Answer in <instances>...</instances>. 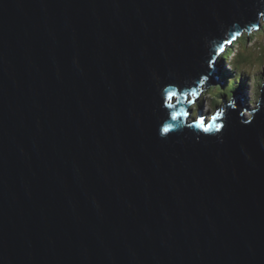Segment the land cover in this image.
Returning a JSON list of instances; mask_svg holds the SVG:
<instances>
[{
    "label": "water",
    "instance_id": "1",
    "mask_svg": "<svg viewBox=\"0 0 264 264\" xmlns=\"http://www.w3.org/2000/svg\"><path fill=\"white\" fill-rule=\"evenodd\" d=\"M261 17L264 0H0V264H264V90L251 119L232 101L171 119Z\"/></svg>",
    "mask_w": 264,
    "mask_h": 264
},
{
    "label": "rangeland",
    "instance_id": "2",
    "mask_svg": "<svg viewBox=\"0 0 264 264\" xmlns=\"http://www.w3.org/2000/svg\"><path fill=\"white\" fill-rule=\"evenodd\" d=\"M239 44L233 47L235 50V55H232L231 60L235 61L239 58V65L244 71V80L240 81L238 84V89H235L233 96L237 93H241L243 97L244 105L246 106V112L244 117L246 119H251L253 117L252 110H256L260 96L262 94V86H264V19L260 18V26L258 27V32L250 34V32H245ZM226 57V56H225ZM221 58L220 71L218 72V77L223 85V75L232 74L234 77L235 71L234 67L230 66L231 60L228 62L226 58ZM233 65V63H231ZM221 71H225L222 72ZM241 71V69L239 70ZM247 71V72H246ZM245 81V83H243ZM220 85L212 86L209 89H206V93L203 95L202 99L199 100V103L202 104L201 107L204 109L203 114H209L214 110L220 109L225 105L228 97L223 96L222 94L226 93L225 89ZM243 84V85H242ZM225 86V84H224ZM222 95V96H221ZM191 98V97H190ZM198 109L194 114V118L190 117V121L198 118Z\"/></svg>",
    "mask_w": 264,
    "mask_h": 264
},
{
    "label": "trees",
    "instance_id": "3",
    "mask_svg": "<svg viewBox=\"0 0 264 264\" xmlns=\"http://www.w3.org/2000/svg\"><path fill=\"white\" fill-rule=\"evenodd\" d=\"M239 43L240 42H238V44ZM232 55H235V50L233 48H230L228 54L226 55V60L231 59ZM231 63H233V67H234L233 70L235 71L234 77H232L233 76L232 74L226 75L224 73V75H223V72H225V71H221L223 78H224L222 87L226 90L225 91L226 93H224L222 95L228 97V99L233 98V93L235 92V89H238L239 82L244 80L243 78H244V71H245V70H242V68L239 65V58H237L235 61L231 60ZM240 69H241V71H239ZM243 83H245V81ZM224 84H225V86H224Z\"/></svg>",
    "mask_w": 264,
    "mask_h": 264
},
{
    "label": "snow or ice",
    "instance_id": "4",
    "mask_svg": "<svg viewBox=\"0 0 264 264\" xmlns=\"http://www.w3.org/2000/svg\"><path fill=\"white\" fill-rule=\"evenodd\" d=\"M257 27H258V25H257ZM235 35H239V33H236ZM233 38H235V37H233ZM221 50H222V48H221ZM181 95H183V94H181ZM190 95H192V96H196V95H197L196 90L193 89V90L191 91ZM176 96H177V93H176V92H170V93H168V95H167V97H166V100H167V101H171V100H173V98L176 97ZM177 102H179V101H177ZM192 102H193V101H189V103H192ZM169 106H170V107H175L174 104L169 105ZM187 115H188V112H187V111H185L184 109H180L179 111H174V112H172V114H171V119H172V120H177V119H179L181 116H185V117H186ZM216 116H217V117L220 116V112H217V113H216ZM194 123H195V126H202V125H203V119L201 118L200 120H198V121H196V122H194ZM191 126H193V125H189V127H191ZM172 127H173L172 125H165V126L162 128V131H163L164 133H168ZM216 128H217V130H219L220 125H216ZM203 130H204L205 132H207V131H209V128H208V127H204Z\"/></svg>",
    "mask_w": 264,
    "mask_h": 264
},
{
    "label": "bare ground",
    "instance_id": "5",
    "mask_svg": "<svg viewBox=\"0 0 264 264\" xmlns=\"http://www.w3.org/2000/svg\"><path fill=\"white\" fill-rule=\"evenodd\" d=\"M228 52H229V48H225L224 51L221 53V56L224 58L228 54ZM226 61L228 62L229 60H226ZM229 63H230V66L233 67V65L231 64V62H229ZM216 67H217V61H216ZM190 100H192V96H191ZM200 105H202V104H200ZM187 112H188V115L186 117H188V116H190V114H192V111H190V110H188Z\"/></svg>",
    "mask_w": 264,
    "mask_h": 264
},
{
    "label": "flooded vegetation",
    "instance_id": "6",
    "mask_svg": "<svg viewBox=\"0 0 264 264\" xmlns=\"http://www.w3.org/2000/svg\"><path fill=\"white\" fill-rule=\"evenodd\" d=\"M202 108L201 105H199V109Z\"/></svg>",
    "mask_w": 264,
    "mask_h": 264
},
{
    "label": "clouds",
    "instance_id": "7",
    "mask_svg": "<svg viewBox=\"0 0 264 264\" xmlns=\"http://www.w3.org/2000/svg\"><path fill=\"white\" fill-rule=\"evenodd\" d=\"M200 104V103H199Z\"/></svg>",
    "mask_w": 264,
    "mask_h": 264
}]
</instances>
